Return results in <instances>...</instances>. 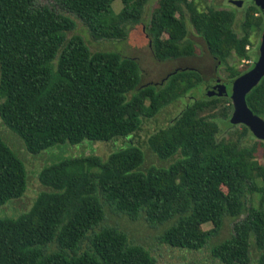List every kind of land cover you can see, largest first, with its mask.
Wrapping results in <instances>:
<instances>
[{"label":"trees","instance_id":"obj_1","mask_svg":"<svg viewBox=\"0 0 264 264\" xmlns=\"http://www.w3.org/2000/svg\"><path fill=\"white\" fill-rule=\"evenodd\" d=\"M36 1L0 0L3 124L33 155L65 143L122 138L127 144L106 160L70 157L44 167L39 180L47 191L27 212L0 217V264H157L149 250L106 224V209L131 220L145 215L148 223L176 219L158 240L189 252L207 247L232 218L233 233L211 247L212 258L221 264H250L255 247L256 264H264V163L256 159L264 156V147L243 144L246 137H255L243 124L237 137L220 138L218 122H230L231 100L208 97L206 90L192 97L147 140L159 160L172 164L142 170L145 154L133 140L143 119L194 95L205 84L203 74L177 68L161 84L141 86L136 59L91 52L82 36L67 37L76 28L71 17ZM115 1L56 0V6L81 20L96 40H124L128 29L143 21L150 0H120L117 13ZM198 2L158 1L146 24L154 57L173 62L197 56L190 24L227 80L250 71L258 49L253 64L244 70L239 64L253 58V35L264 29L261 10L247 0L239 33L234 10H204ZM232 58L238 63H230ZM246 103L264 120V77ZM27 183L23 161L0 135V207L20 199ZM250 195L257 196L258 205ZM205 224L211 228L202 230ZM52 244L57 249L50 252Z\"/></svg>","mask_w":264,"mask_h":264},{"label":"rangeland","instance_id":"obj_2","mask_svg":"<svg viewBox=\"0 0 264 264\" xmlns=\"http://www.w3.org/2000/svg\"><path fill=\"white\" fill-rule=\"evenodd\" d=\"M159 0H150L145 8L143 21L128 29V35L124 40H96L94 39L87 27L83 22L77 19L74 15L62 11L56 6V0H37L36 3L42 6L54 7L58 13L71 17L76 22L74 31L69 32L67 37L73 35H80L86 41L87 46L91 52H115L122 56L134 58L137 60L141 74V86L159 85L164 81V78L175 69L192 68L200 71L205 80V84L197 89L194 95H190L184 101H178L161 111L156 117L151 119H143L141 130L134 137L135 145L142 148L145 154V161L142 170H147L151 166L168 167L172 164L173 160L161 161L158 157L149 150L147 140L151 133L159 128H162L170 123L184 108L185 104L189 102L192 97L200 98L204 91L207 89L206 84L215 79L216 77L221 80L227 81V73L224 69L219 70L220 64L209 53L204 41L199 38L192 30L190 24L189 39L196 43L197 56L173 62H160L153 53L150 46L149 36L146 32V24L149 23L150 16L154 8L157 7ZM243 6L241 8L235 6L232 0H199L198 5L201 9H208L210 7L223 10H234L236 12V22L234 28L237 32L241 33V23L244 17V8L246 7L247 0H242ZM122 5L120 0L113 3V10L117 13L121 10ZM261 33L253 35V47L250 51L253 55L249 63L239 64V68L244 70L254 63V56L259 51ZM230 63H238L236 59L232 58ZM243 65V66H242ZM219 70V71H218ZM2 99L0 98V103ZM221 127L220 138L237 137V133L243 131L242 125L230 126V122L224 123L219 121ZM0 135L9 143L11 149L23 161L28 176L27 190L25 194L17 200L9 202L7 205L0 207V217H17L24 212L30 210L33 206L37 196L44 191L45 187L40 183V171L55 162L64 158L82 157V156H98L102 160H106L110 154L124 148L127 141L122 138L114 139L110 142H91L83 141L80 144L72 145L69 143L57 145L51 149L41 152L40 154L33 155L26 151L23 140L8 127H6L0 118ZM244 145H256L257 148L264 147V138L246 137L243 140ZM177 157L174 158V160ZM256 159L264 163V156L256 155ZM250 200L253 205H258V198L255 195H250ZM106 224L110 226L119 227L123 230L129 241L133 244L141 245L151 252L156 258L157 264H221L214 260L211 256V247L220 243L221 241L229 238L233 233V225L236 222L232 218H227L225 224L220 231L219 235L213 238L210 244L200 251H191L171 248L159 242L158 237L166 230L174 225L176 219L168 220L164 223H148L145 220V215L140 216L137 220H131L127 216L113 214L109 209H106ZM242 219V218H241ZM211 228L210 224L203 225L202 230ZM87 248L84 244L83 249ZM56 245L49 246L48 251H55ZM259 252L253 247L251 250V263L256 264Z\"/></svg>","mask_w":264,"mask_h":264},{"label":"water","instance_id":"obj_3","mask_svg":"<svg viewBox=\"0 0 264 264\" xmlns=\"http://www.w3.org/2000/svg\"><path fill=\"white\" fill-rule=\"evenodd\" d=\"M252 2L264 14V0H252ZM232 3L241 8L242 0H232ZM264 77V29L258 51V59L254 67L235 80L224 81L220 78L210 80L206 86L208 97H226L233 105V114L230 122L232 125H246L256 138H264V120L255 116L248 108L246 96L250 93Z\"/></svg>","mask_w":264,"mask_h":264},{"label":"built area","instance_id":"obj_4","mask_svg":"<svg viewBox=\"0 0 264 264\" xmlns=\"http://www.w3.org/2000/svg\"><path fill=\"white\" fill-rule=\"evenodd\" d=\"M243 63H249V61H244Z\"/></svg>","mask_w":264,"mask_h":264},{"label":"flooded vegetation","instance_id":"obj_5","mask_svg":"<svg viewBox=\"0 0 264 264\" xmlns=\"http://www.w3.org/2000/svg\"><path fill=\"white\" fill-rule=\"evenodd\" d=\"M216 78H218V77H216ZM228 81V80H227Z\"/></svg>","mask_w":264,"mask_h":264}]
</instances>
